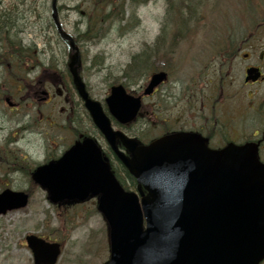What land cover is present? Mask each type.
<instances>
[{"label": "water", "instance_id": "water-1", "mask_svg": "<svg viewBox=\"0 0 264 264\" xmlns=\"http://www.w3.org/2000/svg\"><path fill=\"white\" fill-rule=\"evenodd\" d=\"M61 36L76 50L68 35ZM76 64L77 54L70 64L75 88L94 124L113 143L119 136L99 105L87 99ZM163 79L164 74L154 75L145 93ZM108 105L121 123L132 120L139 109L138 99L126 97L120 87L112 90ZM120 138L131 155L120 160L146 191L140 202L136 194L122 190L91 142L71 149L44 169L47 178L41 171L36 179L53 200L100 195L98 209L110 228L108 264H259L264 259V164L252 148L212 152L184 135L162 137L144 147ZM26 204L25 195L6 191L0 195V214ZM26 240L34 264L55 263L58 245L33 236Z\"/></svg>", "mask_w": 264, "mask_h": 264}, {"label": "rangeland", "instance_id": "rangeland-1", "mask_svg": "<svg viewBox=\"0 0 264 264\" xmlns=\"http://www.w3.org/2000/svg\"><path fill=\"white\" fill-rule=\"evenodd\" d=\"M99 1L103 2V0H57V7L60 23L70 35L76 36L87 31L104 33V38L100 40L90 42L83 40L78 43L83 68L82 79L92 89L91 97L100 103L106 97L107 86L114 82H122L124 74H129L130 80H139L140 85L147 81L152 72L146 67L148 62L144 63L146 68L143 63L138 67L137 63L133 66H129V63L131 58L139 55L145 46L153 44L160 29L163 30L166 41L154 45L149 55L159 59L170 58L171 79L175 80L185 79L203 71L204 65L216 53L210 47V42L215 40V37L233 35L231 39H239L246 31L254 30L251 29V23L264 25V0H192L191 4H196L194 8L187 5L188 0H142L144 4L138 7H134L129 0H126L124 16L125 19L127 17L132 19L116 21L108 25H105V22L97 31L100 26L96 27L94 24L93 20L97 14L92 9V3ZM50 3L51 0H0L1 33L4 34L3 37L18 38L27 47L31 45L41 52L40 64L46 68L45 72L56 73L57 77L62 79L65 76V64L68 58L66 47L58 40L50 21ZM169 4H173V10ZM90 12L92 17L89 16ZM249 14L250 18H248ZM185 20L190 21V33L175 37L177 26H181ZM255 34L256 38L263 40L264 43V27ZM162 45L166 46L165 50ZM172 47L175 49L172 50ZM262 50L264 51V47ZM204 52L209 54L206 61L194 68L195 64L190 62L193 61L192 57L200 56ZM97 57H102L103 61L99 67H93L92 63ZM239 63L236 70L242 67ZM131 69L134 71L131 72ZM10 77L8 69L0 68V83H6L9 78L8 84H10ZM241 85L237 84L240 97L246 92L254 94L249 101L250 105L255 103L257 97L264 99V85L257 88H242ZM255 93H257L256 97ZM241 102L247 103L248 100ZM226 104L232 106L238 117L242 116L244 107L240 103L227 101ZM260 104L257 115H254V110L250 109V113L253 114L250 118L252 130L264 126V109H262L264 106ZM44 110L46 122L43 124V142L41 140L42 143L38 140L35 142L33 136L28 137L26 144L21 145V154L14 152L10 154L9 159L13 167L25 165V162H22L24 155L36 164L35 159H49L69 145L72 129L69 128L68 121L60 118L58 113L46 111L47 107ZM56 115L60 127L65 126L67 131L51 129V122ZM230 120L236 122L234 116ZM143 128L144 126L140 128L138 134L140 139L144 140L153 135ZM231 129L235 130L234 124L229 125L228 131ZM141 130L143 134H140ZM261 141L264 144V138ZM56 147H59L58 150H55ZM3 185L4 183L0 185V189L4 188ZM7 188L15 191L29 190L31 199L25 209L0 215V264H33L32 254L24 242V236L28 234L51 239L63 246L57 264H83L81 260L86 252L88 258L83 259L84 264H103L106 261L108 242L105 223L95 212L94 202L56 208L50 205L46 193L36 186L30 188L25 183L19 186L13 184Z\"/></svg>", "mask_w": 264, "mask_h": 264}, {"label": "flooded vegetation", "instance_id": "flooded-vegetation-1", "mask_svg": "<svg viewBox=\"0 0 264 264\" xmlns=\"http://www.w3.org/2000/svg\"><path fill=\"white\" fill-rule=\"evenodd\" d=\"M263 47L264 43L260 39L243 37L238 43L231 45L228 55L221 57L219 54L214 55L204 65L203 71L193 73L194 76H190L191 78L172 80L168 66L167 71H164L167 75L166 81L160 83L149 96L143 95L144 83L140 85L139 80H130L129 74L123 76L121 85L129 96L141 99V110L134 123L124 126L111 119V126L115 130L124 132L128 137L139 138L141 120L147 118L149 128L155 137L169 133H192L204 139L210 148L222 147L221 145L227 143L236 132L233 129L228 131L230 124H234L236 129V122L230 120L233 116L236 119V114L232 106L226 104L227 101L235 103V91L231 88L235 84V78L242 84V88H257L264 84ZM3 54L23 57L21 63L27 66L26 52L0 51V58ZM235 57L241 58L242 67L234 74ZM193 62L198 63L195 59ZM170 63L167 62L166 65ZM35 68L37 69L32 68L27 72L22 67V72L26 73L17 75L9 87H7L8 82L4 84L5 88L0 83V185L4 183L2 186L4 188L0 189V192L13 184L19 186L26 183L30 187L37 186L34 179L35 172L59 157V154H53L49 159L46 158L47 160L35 159L37 163L33 164V160L31 162L30 158L27 159L24 155L22 162H25V165L14 167L9 159L13 152L22 153L21 145L26 144L28 137L33 136L35 142L37 140L43 142L42 131L46 122L44 118L46 107V111L58 113L60 118L68 121L69 128L72 129L69 147L87 138L94 140L101 148L102 158L109 164L114 175L124 176L127 179L117 153L93 128L88 115L77 114L76 111L83 110V104L77 96L68 71L65 72L64 77L61 76V79L56 73L45 72L43 68L37 66ZM248 70L253 71L249 78L255 81H245ZM79 76L82 79L81 73ZM82 80L85 91L91 96L92 89L84 79ZM112 86L113 84L109 88L107 86L106 97L109 96ZM51 129L67 131L65 126L60 127L57 115L51 122ZM255 134H260V131L257 130ZM260 136L262 140L264 130L261 131ZM261 140L257 142L260 141V148L263 149L264 144ZM58 148L56 147L55 150ZM121 149L122 146L117 141V150L124 152ZM24 191L29 193V190L24 189ZM93 201L95 202V199L89 200V202Z\"/></svg>", "mask_w": 264, "mask_h": 264}, {"label": "trees", "instance_id": "trees-1", "mask_svg": "<svg viewBox=\"0 0 264 264\" xmlns=\"http://www.w3.org/2000/svg\"><path fill=\"white\" fill-rule=\"evenodd\" d=\"M125 2H126V0H117V2H114V0H103V2L99 1L92 6L94 7V10L96 11L97 17L99 16L100 20L111 17L114 13L117 14V18L119 20H122L123 15H124V9H122V8H123ZM141 2H144V1L132 0V3L135 4L134 6L139 5V3H141ZM188 2H189V4H187V5L190 6L192 0H188ZM101 6H104V8H102ZM169 6L173 10V4H169ZM194 7H196L195 3L190 6V8H194ZM187 8L189 9V7H187ZM169 25L172 26L171 24H169ZM177 27H178V30L176 31V34H174L175 36H177V35L183 36L186 33L187 34L190 33V21L189 20H185L181 24V26H177ZM8 33H5V34H8ZM83 35L93 36L91 33H89V31H87ZM8 36H10V35H8ZM9 49H13V46L10 45ZM173 49H175V48L172 47V50ZM142 62H143V66H144V63H145L144 60H142ZM146 67H147V69L150 70L149 65L146 64ZM146 67L144 66V68H146Z\"/></svg>", "mask_w": 264, "mask_h": 264}]
</instances>
